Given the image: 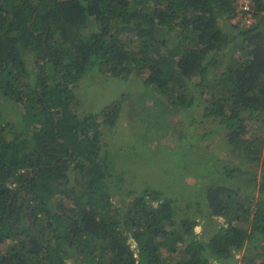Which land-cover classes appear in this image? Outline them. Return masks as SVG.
I'll list each match as a JSON object with an SVG mask.
<instances>
[{"label":"trees","instance_id":"1","mask_svg":"<svg viewBox=\"0 0 264 264\" xmlns=\"http://www.w3.org/2000/svg\"><path fill=\"white\" fill-rule=\"evenodd\" d=\"M252 6L255 22L232 30V0H0V264H235L247 243L264 264V0ZM96 69L146 75L135 81L163 101L225 125L242 163L183 151L208 209L180 215L150 187L114 203L113 159L100 156L122 103L83 118L71 106L72 84ZM70 169L82 186H67ZM214 216L205 237L197 226Z\"/></svg>","mask_w":264,"mask_h":264},{"label":"rangeland","instance_id":"2","mask_svg":"<svg viewBox=\"0 0 264 264\" xmlns=\"http://www.w3.org/2000/svg\"><path fill=\"white\" fill-rule=\"evenodd\" d=\"M234 2L237 5V12L226 21L229 22L228 27L233 30L236 24L243 27L255 22L256 17L252 14L253 0ZM176 41L170 39L171 44ZM29 64L33 65V59ZM223 69L221 65L216 71L221 72ZM145 77L146 75L125 77L121 73L113 76L98 69L89 71L78 84H72L76 100L71 106L76 114L83 118L90 113L100 112L114 101L122 103L117 127L106 126L103 130L104 144L100 156L109 150V155L113 159L105 181L111 187L115 204L121 201V205H125L145 188L150 187L162 190L165 196L174 199L180 215L198 214L201 202L206 204L205 208L208 209L205 190L209 183H203L205 179L199 175L185 177L191 171L190 163L186 164L188 159L186 154L184 156V149L191 150V146H194L192 150L198 153L199 150L215 151L219 158L235 164L243 162V154H240L242 149L228 141V129L219 123L218 119L204 117L202 106L190 107L186 113L182 111L183 109L173 107L166 100L163 101L159 94L154 95L152 90L145 89L135 81H143ZM130 94L133 96L129 97ZM198 101L201 105L203 99L199 97ZM6 112L9 118H13L14 113L9 107H6ZM256 129V125H251L246 137L253 136ZM261 137L264 140V129ZM70 166L72 168L73 163ZM238 173L239 171L234 172L235 175ZM76 175L77 172L70 169L68 187L82 186L80 178ZM184 181L190 185L200 183L206 186L187 191L183 186ZM55 202L72 205V201L61 195L55 197ZM222 223L221 217L214 216L212 222L199 224L197 231L209 237L214 226ZM250 244L252 243H247L235 253V264H254L246 259Z\"/></svg>","mask_w":264,"mask_h":264},{"label":"built area","instance_id":"3","mask_svg":"<svg viewBox=\"0 0 264 264\" xmlns=\"http://www.w3.org/2000/svg\"><path fill=\"white\" fill-rule=\"evenodd\" d=\"M232 1H238V2H240V3L243 2V0H232Z\"/></svg>","mask_w":264,"mask_h":264}]
</instances>
